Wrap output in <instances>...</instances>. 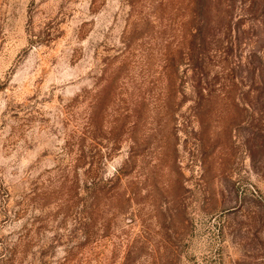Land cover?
<instances>
[{
    "label": "rangeland",
    "instance_id": "rangeland-1",
    "mask_svg": "<svg viewBox=\"0 0 264 264\" xmlns=\"http://www.w3.org/2000/svg\"><path fill=\"white\" fill-rule=\"evenodd\" d=\"M183 3L0 0V264H264V67L198 96Z\"/></svg>",
    "mask_w": 264,
    "mask_h": 264
},
{
    "label": "trees",
    "instance_id": "trees-1",
    "mask_svg": "<svg viewBox=\"0 0 264 264\" xmlns=\"http://www.w3.org/2000/svg\"><path fill=\"white\" fill-rule=\"evenodd\" d=\"M178 6L181 12L185 31L182 34L183 45L181 59L172 65H177L185 59L192 71L191 81L194 90L201 96L202 86L206 81L204 62L211 53L220 48L216 38H226L225 48L235 45L249 47L245 62L241 59L235 64L245 67L247 71H256L264 67V0H183ZM184 58V59H183ZM196 88V89H195Z\"/></svg>",
    "mask_w": 264,
    "mask_h": 264
}]
</instances>
